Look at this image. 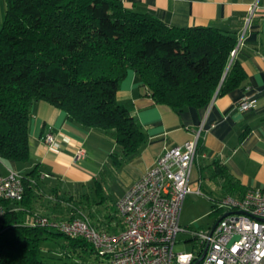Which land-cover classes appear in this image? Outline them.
Returning <instances> with one entry per match:
<instances>
[{
	"label": "trees",
	"instance_id": "trees-1",
	"mask_svg": "<svg viewBox=\"0 0 264 264\" xmlns=\"http://www.w3.org/2000/svg\"><path fill=\"white\" fill-rule=\"evenodd\" d=\"M5 1L0 26L3 161L28 159L31 108L40 100L64 110L73 122L108 132L122 158L138 152L145 143L143 130L116 100L128 69L140 75L154 102L177 111L203 107L245 78L231 54L236 37L213 26H169L120 0ZM209 165L211 177L223 181L224 195L245 193L221 163L211 161L201 168ZM38 173L34 167L23 176L24 195L17 203L29 201L37 183L30 180ZM201 193L213 201L212 208L219 200L202 188ZM9 203H4L6 212L0 218V264H64L47 260L41 243L49 238L62 237V254L68 257L77 248L95 252L84 239L38 225L35 219L25 222Z\"/></svg>",
	"mask_w": 264,
	"mask_h": 264
},
{
	"label": "crops",
	"instance_id": "crops-1",
	"mask_svg": "<svg viewBox=\"0 0 264 264\" xmlns=\"http://www.w3.org/2000/svg\"><path fill=\"white\" fill-rule=\"evenodd\" d=\"M120 1L125 7L148 12L169 26H213L233 34L237 44L232 56L245 73L244 81L214 96L203 107L188 106L177 111L154 102L140 75L128 69L120 80L116 100L142 128L145 143L138 152L124 158L108 132L82 126L50 102L37 101L31 108L28 127V159L0 160V175L7 174L8 169L23 176L34 167L39 169L37 179L30 180L37 183L29 201L8 204L19 210L27 223L40 215L64 221L85 211L96 228L120 230L115 202L165 149L183 144L198 131L200 151L206 157L199 156L194 161L192 187L200 180V191L204 189L215 200L224 195L223 181L211 177L213 167L201 168L217 161L244 191L264 188V0ZM5 11L6 1L0 0V26ZM244 99H254L255 103L241 111L237 105ZM48 133L56 140L54 147L44 142ZM80 150L84 154L78 156ZM109 179L115 183L114 198L109 196L113 193L111 186L106 187ZM209 200L212 207L213 201ZM217 214L212 208L210 215ZM69 257L79 263L106 264L89 247L77 248Z\"/></svg>",
	"mask_w": 264,
	"mask_h": 264
},
{
	"label": "built area",
	"instance_id": "built-area-1",
	"mask_svg": "<svg viewBox=\"0 0 264 264\" xmlns=\"http://www.w3.org/2000/svg\"><path fill=\"white\" fill-rule=\"evenodd\" d=\"M234 52L235 49L231 54ZM254 103V99H244L237 108L244 111ZM200 138L198 131L183 144L165 149L127 188L115 202L120 230L98 229L84 214L64 221L40 215L34 222L84 239L106 264H264V188L248 189L239 197L224 195L216 201L213 211L219 214L218 218L228 214L212 232V225L206 229L180 225L186 195L201 193L200 180L196 190L190 186L194 161L199 156L206 157L199 150ZM44 142L48 147L56 145L50 133ZM83 154L78 152V156ZM23 195V175L12 169L0 175V218L6 212L4 203L19 202ZM179 232L189 233L195 241L191 251H174Z\"/></svg>",
	"mask_w": 264,
	"mask_h": 264
},
{
	"label": "rangeland",
	"instance_id": "rangeland-1",
	"mask_svg": "<svg viewBox=\"0 0 264 264\" xmlns=\"http://www.w3.org/2000/svg\"><path fill=\"white\" fill-rule=\"evenodd\" d=\"M113 180L109 179L106 187L112 190V195L110 197L114 198L115 185L113 187ZM190 186L191 178H190ZM193 190L197 189V184L192 187ZM108 191V190H107ZM212 211L211 202L203 193H195V191L189 193L182 204L179 223L181 226H188L192 229L203 228L206 229L211 225L219 214L210 215ZM79 214V213H78ZM82 214L91 218L89 213L85 211ZM79 216V215H78ZM1 228V221H0ZM64 239L62 237L49 238L42 241L41 246L43 253L48 256V261L50 262H63L64 264H91L90 262H77L74 261L72 257H68L62 254L61 246ZM195 241L191 239V235L186 232H179L176 236V243L174 245L175 252H188L194 247Z\"/></svg>",
	"mask_w": 264,
	"mask_h": 264
},
{
	"label": "water",
	"instance_id": "water-1",
	"mask_svg": "<svg viewBox=\"0 0 264 264\" xmlns=\"http://www.w3.org/2000/svg\"><path fill=\"white\" fill-rule=\"evenodd\" d=\"M227 214H228V213H225V214H223L220 218H218V219L215 220V222H214V223L212 224V226H211L210 232L213 231V229L215 228V226H216V224L218 223V221H219L222 217H224L225 215H227ZM204 253H205V250H204L202 256L204 255ZM202 256H201V257H202Z\"/></svg>",
	"mask_w": 264,
	"mask_h": 264
}]
</instances>
